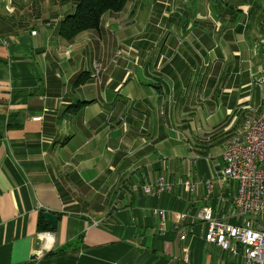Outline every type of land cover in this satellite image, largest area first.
Returning <instances> with one entry per match:
<instances>
[{
    "label": "crops",
    "instance_id": "0c3cea01",
    "mask_svg": "<svg viewBox=\"0 0 264 264\" xmlns=\"http://www.w3.org/2000/svg\"><path fill=\"white\" fill-rule=\"evenodd\" d=\"M227 1L129 0L65 40L74 0H0V264H245L195 217L238 222L213 166L264 107V0Z\"/></svg>",
    "mask_w": 264,
    "mask_h": 264
},
{
    "label": "built area",
    "instance_id": "2783aa9c",
    "mask_svg": "<svg viewBox=\"0 0 264 264\" xmlns=\"http://www.w3.org/2000/svg\"><path fill=\"white\" fill-rule=\"evenodd\" d=\"M34 34V32H32ZM39 120L40 117H33ZM216 178L224 185L232 181L235 186L233 206L238 222L230 223L217 217L212 207L205 206L197 214L206 223L204 240L232 255L241 253L245 264H264V228L254 226V221H264V107L259 116H247L238 135L231 136L225 143L222 163L213 166ZM208 191L212 183H207ZM169 188L160 183L158 190ZM187 190L193 185L186 183ZM149 191L148 188H145ZM154 215L164 218L163 210H154ZM175 218L184 219L183 214ZM181 239L186 236L181 234ZM36 256L39 252L36 251Z\"/></svg>",
    "mask_w": 264,
    "mask_h": 264
},
{
    "label": "trees",
    "instance_id": "16d2710c",
    "mask_svg": "<svg viewBox=\"0 0 264 264\" xmlns=\"http://www.w3.org/2000/svg\"><path fill=\"white\" fill-rule=\"evenodd\" d=\"M75 6L59 24V35L66 40L87 31H99L101 16L105 11L119 12L129 0H74ZM39 228L47 230V224L40 215ZM52 252H49L50 254Z\"/></svg>",
    "mask_w": 264,
    "mask_h": 264
},
{
    "label": "rangeland",
    "instance_id": "374dc122",
    "mask_svg": "<svg viewBox=\"0 0 264 264\" xmlns=\"http://www.w3.org/2000/svg\"><path fill=\"white\" fill-rule=\"evenodd\" d=\"M193 1L194 0H192V3H193ZM205 1L208 2V3L218 4L219 7L220 6L221 7H225L228 11H230V6H229L230 2L227 1V0H205ZM188 6H189V2H188ZM185 9H187V8H185ZM231 10H232V8H231ZM239 17H240V14H239ZM150 18L151 17H149V19ZM208 18L210 19V17H208ZM177 19L179 21V24H182V23H187L188 24L189 22H191V18L190 17L186 18V15L185 16H178ZM195 21H196V24H199V21H197L196 19H195ZM142 22L143 21L138 20L136 23H141L142 24ZM136 23L133 22V23H130V24H132L133 27H136V25H137ZM58 28H59V26H58ZM58 28H57V31H58ZM32 32H34V34H35V31H31V34H33ZM3 42L6 43L5 40ZM117 50H119V49H117ZM117 50L114 51V52L116 53L117 56H120L121 54ZM103 71H104V66H103V63L101 62V60L98 59V58H93L92 61H91V75H90L91 79H93V81H95L97 84H99L101 82V75H102ZM260 113H261V111H260ZM218 152H220V151H218ZM220 184H221V186L226 187V185H224V182H221V180H220ZM232 186H233V183H232ZM234 192H235V186L232 187V188H227V194H226L227 196H226V198L230 199L229 204H230L231 212L235 211L234 210V206H233V196L235 194ZM263 224H264V222H263Z\"/></svg>",
    "mask_w": 264,
    "mask_h": 264
},
{
    "label": "bare ground",
    "instance_id": "6f19581e",
    "mask_svg": "<svg viewBox=\"0 0 264 264\" xmlns=\"http://www.w3.org/2000/svg\"><path fill=\"white\" fill-rule=\"evenodd\" d=\"M244 122V121H243ZM191 183L192 185H193V188L191 189V190H187V188H186V183ZM160 183H162V185L163 186H169V188H164V189H162V190H158L159 189V187H160ZM207 183H211L210 181H206L205 182V185H206V187H207V189H208V185H207ZM157 188H156V190H155V192H162V191H169L170 190V188H171V184L170 183H168V182H164L163 180H159L157 183ZM154 186V185H153ZM153 186H150V185H147V186H144L143 187V189H144V192L145 193H149V192H151L152 191V187ZM183 186H184V188H185V190L188 192V193H192L193 192V190H194V183L192 182V181H184L183 182ZM145 188H148L149 189V191H146L145 190ZM205 206H209V207H211L210 205H205ZM205 206H202L197 212H196V215H195V217L198 219V217H197V214H198V212L203 208V207H205ZM154 210H163L164 212H165V216H164V218L163 219H161L159 216H157V215H154L153 214V211ZM168 212V210H166V209H163V208H153L152 209V215L153 216H155V217H157L158 219H159V221H160V225L163 227V225H164V221H165V219H166V217H167V213ZM171 213H172V216H173V218H174V220H176V221H181V222H184L185 220H186V218H187V214L186 213H184V212H178V211H170ZM175 214H183L184 215V219L183 220H181V219H177V218H175ZM200 220V219H199ZM201 221V220H200ZM203 222V221H202ZM204 223V222H203ZM205 224V228L207 229V226H206V223H204ZM51 230V229H50ZM46 232H48V233H50L49 231H46ZM205 232H206V230H205ZM205 232H204V235H205ZM181 234H184L185 236H186V238H187V233L185 232V231H180L179 232V234H178V236H180ZM185 238V239H186ZM179 239L181 240V241H184L183 239H181L180 237H179ZM53 250H50V251H48L47 253H45V255L46 254H48L49 252H52ZM39 256V255H38Z\"/></svg>",
    "mask_w": 264,
    "mask_h": 264
},
{
    "label": "water",
    "instance_id": "95a60500",
    "mask_svg": "<svg viewBox=\"0 0 264 264\" xmlns=\"http://www.w3.org/2000/svg\"><path fill=\"white\" fill-rule=\"evenodd\" d=\"M42 216L43 219L50 224V229L53 230L55 228V221L57 219V216H55V214L51 212H43Z\"/></svg>",
    "mask_w": 264,
    "mask_h": 264
}]
</instances>
